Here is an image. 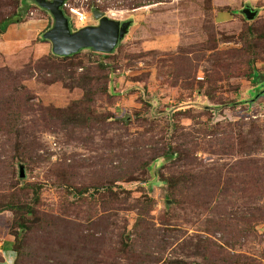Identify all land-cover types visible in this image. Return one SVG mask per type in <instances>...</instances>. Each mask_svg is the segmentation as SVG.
Returning a JSON list of instances; mask_svg holds the SVG:
<instances>
[{
	"label": "rangeland",
	"instance_id": "obj_1",
	"mask_svg": "<svg viewBox=\"0 0 264 264\" xmlns=\"http://www.w3.org/2000/svg\"><path fill=\"white\" fill-rule=\"evenodd\" d=\"M24 4L18 26L44 21L42 44L1 46L0 71L56 59L43 41L55 20L36 0H0V22ZM68 4L87 16L82 25L64 10L74 32L100 25L94 11L131 27L110 57L85 50L72 62L79 75H97L93 128L83 134L73 137L58 119L84 102L82 89L23 79L34 100L22 134L0 135V210L14 208L0 216V242L15 238L14 264H264V41L257 55L243 42L264 36V0ZM247 8L258 12L254 21ZM28 30L12 39L26 44ZM7 75L0 111L10 105ZM164 149L176 153L153 161ZM147 201L155 203L141 216Z\"/></svg>",
	"mask_w": 264,
	"mask_h": 264
},
{
	"label": "trees",
	"instance_id": "obj_2",
	"mask_svg": "<svg viewBox=\"0 0 264 264\" xmlns=\"http://www.w3.org/2000/svg\"><path fill=\"white\" fill-rule=\"evenodd\" d=\"M27 2V1H26ZM22 12H20V15L18 18L15 17H9L7 19H4L0 22V34L4 35L8 32L10 27L12 25H19L23 22L24 16L26 13H28L29 6L27 4H24V8L21 9ZM67 11V10H66ZM263 40L264 36H261L259 38H253V36H245L244 38V45L245 47H248L249 51L252 54L257 55L256 42H259ZM44 42L49 43V41H46L43 39ZM94 51V50H93ZM80 54V53H79ZM74 55L72 57H66L61 58L55 56L56 59L52 58H46L38 61V63H32L30 64L26 72L19 73V74H13L11 71H0V76H5L6 74H9L5 77L6 80H8V76H12V83L10 89H8L9 95L7 96L10 101L9 109L6 111H3L4 107L1 108L0 111V135H6L8 137H20L22 134V131L19 129L21 126L20 122L22 118L24 117V114L26 116V113L28 114V110L30 108L31 102L34 100L33 95L29 92V90L22 85L23 79L25 81H30L34 79H40L45 85L52 86L58 83H61L64 85L65 88L68 90H75V89H82L85 92V99L84 102L75 103L71 108H69L66 112L65 111H58V119L60 121H63V123L66 124V129L70 131V134L73 137H76L77 134L85 133L88 128H93V126H87L90 123V113H89V107L92 102V97L95 95V92L92 88L93 83L96 80V74H85V75H79L78 74V68L79 65H76L72 63L78 56ZM106 57H110L111 54H105ZM69 63V64H68ZM106 71V72H105ZM100 77L103 79L108 80L109 75L108 70L106 66H100L99 67ZM26 74V76H24ZM103 75V76H102ZM256 75V74H255ZM83 106V107H82ZM20 141V139H19ZM176 151L172 150L167 152L164 149L163 154H153V161H155L157 158L166 157L169 158L171 155L174 156ZM142 169H146L148 167V162H145L140 165ZM186 182H181L180 184H185ZM98 188V187H97ZM96 188V189H97ZM102 189H108L110 190V187L105 184L103 185ZM112 189V188H111ZM111 193H113L111 191ZM117 197V194L113 193L112 197ZM155 202L153 201H147L143 203V209L145 207L146 210L140 211V215L143 216L145 213H149V209L152 205H154ZM14 208L10 206V204L7 205L6 208L0 210V213H7L5 211L12 212ZM142 209V208H141ZM142 221V218H140ZM25 229V228H24ZM142 230V229H141ZM140 231V230H139ZM149 233V231L143 232L140 234V238L142 239V247H143V253L141 255H148L150 250L148 245V235H142L144 233ZM130 248L134 247V244L129 245ZM19 251V254H21L20 249L16 247L14 244V251ZM15 251V252H16ZM79 261H83V256H78ZM86 259V258H85ZM18 261V260H17ZM16 264H19L16 262Z\"/></svg>",
	"mask_w": 264,
	"mask_h": 264
},
{
	"label": "water",
	"instance_id": "obj_3",
	"mask_svg": "<svg viewBox=\"0 0 264 264\" xmlns=\"http://www.w3.org/2000/svg\"><path fill=\"white\" fill-rule=\"evenodd\" d=\"M36 2L40 8L50 12L55 20L54 28L44 35V39L52 44L53 53L57 57H72L85 50H94L99 54H113L131 27V22L122 24L109 19L100 11H94V17L100 25L74 32L71 28V20L64 11L68 0H36ZM243 13L249 21H254L258 16V12L252 8H247ZM21 177L25 178L23 167Z\"/></svg>",
	"mask_w": 264,
	"mask_h": 264
},
{
	"label": "crops",
	"instance_id": "obj_4",
	"mask_svg": "<svg viewBox=\"0 0 264 264\" xmlns=\"http://www.w3.org/2000/svg\"><path fill=\"white\" fill-rule=\"evenodd\" d=\"M30 24H26V25H14L11 26L10 29L8 30V32L4 35L0 34V48L1 46L5 45V46H16L17 51H21L24 50L25 48H32L35 45H40L42 44L39 41L40 35L43 32L44 27H42V25H44V21H37L36 25H33L32 27H30ZM25 27H29L28 32V41H26V44H20V40H14L12 39L13 36H15V33L17 32H23ZM41 31V32H38ZM20 45V46H19ZM19 46V47H18ZM7 50V48H4V52H2L0 50V57H8L5 56V51ZM5 54V55H4ZM8 213V212H7ZM2 217L5 216V213H3V215H0ZM6 235V234H5ZM14 244H15V238L13 237V235H7L6 237L3 238V243L0 242V254H3L4 256V261L2 264H14V260L15 258H13L12 256V249H10L11 247H13L14 250ZM11 252V253H10Z\"/></svg>",
	"mask_w": 264,
	"mask_h": 264
},
{
	"label": "built area",
	"instance_id": "obj_5",
	"mask_svg": "<svg viewBox=\"0 0 264 264\" xmlns=\"http://www.w3.org/2000/svg\"><path fill=\"white\" fill-rule=\"evenodd\" d=\"M70 10L71 11V15L72 17H76L77 20H79V23H81L82 25H87V16L85 13H82L79 9L77 8H71V6L68 4V2L66 3L64 10Z\"/></svg>",
	"mask_w": 264,
	"mask_h": 264
}]
</instances>
